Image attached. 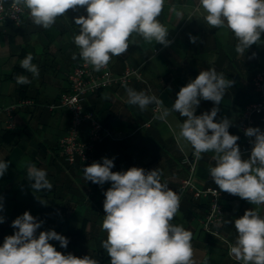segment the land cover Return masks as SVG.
Returning a JSON list of instances; mask_svg holds the SVG:
<instances>
[{
  "label": "crops",
  "instance_id": "crops-1",
  "mask_svg": "<svg viewBox=\"0 0 264 264\" xmlns=\"http://www.w3.org/2000/svg\"><path fill=\"white\" fill-rule=\"evenodd\" d=\"M173 5L183 13L182 16L170 11ZM197 5L198 0H165L158 19L168 28L167 39L171 43L168 46L154 41L148 43L133 34L131 39L136 43L130 44L123 55L112 57L109 67L115 76L127 68L136 69L140 79L131 78L125 88L112 86L97 91L88 96L84 105L85 110L93 111L104 126L123 137L120 141L103 140L97 144L93 152L96 162L102 163L103 158L113 159V172L127 171L131 167H141L146 172L159 169L162 182L176 193L181 181L187 177L182 158L193 151L186 141L178 144L176 139L179 125L186 119L172 111L181 87L194 80L200 71L211 68L234 81L220 104L201 100L195 115L217 107L215 122L223 118L230 120L229 133L239 136L237 144L242 158L247 159L250 155L244 152L246 146L240 135V116L244 107L258 101L252 81L264 70V33H261V41L247 49L244 56L238 55L234 34L227 29L209 28L202 13L195 11ZM86 15L83 7L69 10L51 28L44 29L35 25L28 10L24 9L23 21L18 28L9 24L0 26V106L5 108L22 99L33 103L15 110L12 131L6 130V115L0 113V160L8 164L0 177V205L3 206L0 210V217H3L0 246L6 236L17 231L11 226L12 222L28 211L38 222H43L37 229V236L41 231L54 230L69 240L67 248H62L59 241H49L57 251L81 258L89 255L96 260H111L102 248V241L107 237L102 230L106 214L104 192L111 187V182L101 186L86 181L83 170L89 165H68L63 161L58 141L69 127V115L47 108L66 91L67 76L81 59L74 43V36L79 34L74 18ZM190 36L197 38L195 43L190 41ZM28 53L34 57L32 63L38 66V77L20 66ZM21 75L30 83L18 84L15 78ZM127 88L155 95L162 101L158 105L159 112H152L155 104L143 111L128 104ZM166 109L169 114L163 117ZM254 121L255 127L264 131V114L254 117ZM147 122H150L149 127L142 128ZM213 156L214 153L207 152L198 159L194 180L199 187L219 190L209 172L215 166ZM29 162L46 170L53 185L51 190L36 192L32 189L34 181L28 180L26 172ZM220 193L223 204L221 231L232 245L237 238L234 220L257 206L239 196ZM206 208L205 201H196L187 194L180 199L178 215L172 221L192 233L196 264H240L229 255L230 247L201 232L200 220ZM260 215L264 216V205L260 206Z\"/></svg>",
  "mask_w": 264,
  "mask_h": 264
},
{
  "label": "clouds",
  "instance_id": "clouds-1",
  "mask_svg": "<svg viewBox=\"0 0 264 264\" xmlns=\"http://www.w3.org/2000/svg\"><path fill=\"white\" fill-rule=\"evenodd\" d=\"M164 5L165 0H13L12 7L27 9L33 23L44 29L51 28L69 10L85 8L86 16L74 18L79 26L74 43L80 58L100 71L112 57L123 55L130 44L136 43L131 39L133 34L148 43L154 41L165 46L171 43L167 39L168 28L158 19ZM170 11L178 17L183 15L174 5ZM195 11L202 13L209 28L227 29L234 34L238 55L244 56L247 49L261 41L264 0H198ZM189 38L196 42V37ZM33 59L28 53L20 66L38 77L39 69ZM15 79L21 85L30 83L23 75ZM233 85L234 81L211 68L200 71L194 80L181 87L172 111L186 119L179 125L176 139L178 144L182 141L190 144L197 159L203 153H214L215 166L209 172L220 192L239 196L257 206L234 220L237 238L230 245L229 255L240 264H264V216L260 215V206L264 205V131L258 127L245 130L246 136L255 139L250 157L244 159L237 144L239 136L229 133L230 120L215 122L217 107L195 115L201 100L220 104ZM126 91L127 103L142 111L150 104H162L155 95L131 88ZM168 114L166 109L163 117ZM7 167L5 160H0V177ZM113 167V159L103 158L102 163L93 162L83 170L86 181L101 186L111 182L104 192L106 214L102 222V230L107 233L102 248L110 256L111 264H196L192 233L182 224L172 223L179 212L180 198L162 182V172L159 169L146 172L141 167L113 172ZM26 172L28 180L34 181L31 187L36 192L53 188L46 170L29 162ZM42 223L28 211L18 216L11 225L17 231L6 236L0 246V264H98L89 255L81 258L57 251L49 241H59L62 248H67L69 240L54 230L41 231L37 236Z\"/></svg>",
  "mask_w": 264,
  "mask_h": 264
},
{
  "label": "built area",
  "instance_id": "built-area-1",
  "mask_svg": "<svg viewBox=\"0 0 264 264\" xmlns=\"http://www.w3.org/2000/svg\"><path fill=\"white\" fill-rule=\"evenodd\" d=\"M13 0H0V26L5 24L18 28L23 21L24 9L13 8ZM140 79V72L133 68H127L121 75L115 76L111 73L109 64L105 69L96 71L92 66L80 59L67 76V89L60 94L55 104L47 106L51 112H66L69 115V127L58 141V151L63 161L68 165L76 163L91 165L96 162L94 149L103 140L120 141L122 135L104 126L96 117L93 111L85 110L86 99L97 91L108 89L112 86L125 88L131 78ZM252 85L258 95V101L244 107L240 116V135L246 146L245 153L251 154L254 146V137L245 135V130L255 127L254 117L264 114V70L259 71ZM31 100L22 99L16 104L1 108L0 113L6 115L5 128L7 131L14 130V112L16 109L29 107ZM155 114L159 112L157 104L152 108ZM150 122L142 128H148ZM83 129V130H82ZM84 131V134L82 133ZM194 151V150H193ZM184 156L181 163L186 167L187 177L180 183L177 195L181 199L190 194L196 201H205L207 208L204 217L200 220V230L203 234L230 247L222 235V211L223 204L221 193L216 188L199 187L194 180L198 166V159L193 155ZM98 264H111V260L100 258Z\"/></svg>",
  "mask_w": 264,
  "mask_h": 264
}]
</instances>
